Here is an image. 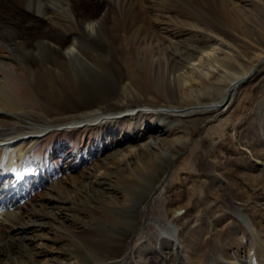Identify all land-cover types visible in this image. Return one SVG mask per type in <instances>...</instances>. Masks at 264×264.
I'll list each match as a JSON object with an SVG mask.
<instances>
[{"label": "bare ground", "instance_id": "6f19581e", "mask_svg": "<svg viewBox=\"0 0 264 264\" xmlns=\"http://www.w3.org/2000/svg\"><path fill=\"white\" fill-rule=\"evenodd\" d=\"M214 1L226 21L231 18L230 23L239 26L248 10L262 2ZM159 2L0 0V264H39L40 258L54 252L42 242L38 244L37 234L49 227L45 220L61 223L67 218L64 198L69 199L71 192L85 184L96 194L111 191V179L96 176L91 167L50 186V175L76 171L83 161L81 152L75 164L69 160L71 143L38 159L34 151L44 138L54 140L71 133L77 139L83 136L89 146L92 138L85 136L89 130L93 134L101 128L109 132L119 121L137 123L139 118L156 117L157 123L147 135L151 141L137 150L171 147L176 141L170 144L164 138L171 130L159 129L171 122L179 126L181 118L229 109L238 89L263 65L264 54L248 72L230 74L225 62L234 59L237 50L218 36L210 38L215 46L186 39L194 31H207L165 17ZM117 5L119 13L111 9ZM120 49L125 54L122 61L118 59ZM57 64L67 69L73 85L69 103H63L53 87L57 82L44 88L53 90L51 95L38 82L44 74L55 73ZM58 71L62 78L63 69ZM216 74L218 85L214 86L211 78ZM141 75L152 84L144 93L136 85ZM228 76L234 77L229 85ZM200 82L207 84L206 89H216L221 98L208 101L206 94L199 95L191 87ZM171 101L186 106L165 105ZM34 117L44 122L38 123ZM119 133L116 138L123 144L126 130ZM131 138L119 146L121 154L140 141L139 135ZM182 143L176 146L183 147ZM181 154L183 151L170 155V163ZM257 163L264 167L263 162ZM64 164L69 170L63 169ZM161 235L176 244L174 226L169 224Z\"/></svg>", "mask_w": 264, "mask_h": 264}, {"label": "rangeland", "instance_id": "374dc122", "mask_svg": "<svg viewBox=\"0 0 264 264\" xmlns=\"http://www.w3.org/2000/svg\"><path fill=\"white\" fill-rule=\"evenodd\" d=\"M159 4L165 17L205 28L209 34L194 31L186 39L215 46L210 38L218 36L235 48L234 59L225 62L230 74L248 72L264 54V0L248 10L240 26L230 23L229 17L226 21L214 0H160ZM111 9L119 13L118 5ZM123 58L120 49L118 59ZM59 69H63L62 78ZM45 76L38 79L43 92L53 94L44 88L57 82L53 87L63 103L71 102L73 85L67 69L57 64L55 73ZM214 76L211 83L217 86V74ZM233 78L228 76L227 84ZM147 82L142 75L136 82L143 93L151 84ZM207 87L200 82L191 88L206 94L208 101L221 98L216 89ZM237 93L225 111L188 116L179 120V126L171 122L159 129L171 130L165 140L183 142V147L173 144L159 150H137L151 141L148 133L156 125V117L139 118L137 123L119 121L109 132L101 128L93 134L89 130L85 134L92 138L89 146L83 136L77 139L71 133L54 140L44 138L34 151L38 159L71 143L69 160L74 164L83 161L76 171L50 175V186L91 167L96 176L111 179V191L96 194L85 184L71 192L69 199L64 198L67 218L61 223L45 220L49 227L36 233L40 234L38 244L42 242L54 252L40 258L39 264H264V167L257 163H264V63ZM165 105L182 107L186 103ZM38 118L34 120L44 122ZM177 128L180 130L175 131ZM120 130H126L123 144L134 135L145 136L121 154L123 144L116 138ZM176 151L183 154L171 164L170 155ZM169 224L176 230V244L161 235Z\"/></svg>", "mask_w": 264, "mask_h": 264}]
</instances>
